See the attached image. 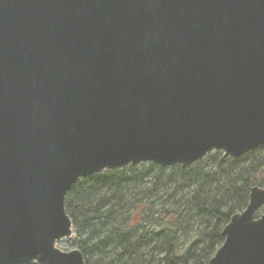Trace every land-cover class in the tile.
<instances>
[{
    "label": "water",
    "instance_id": "95a60500",
    "mask_svg": "<svg viewBox=\"0 0 264 264\" xmlns=\"http://www.w3.org/2000/svg\"><path fill=\"white\" fill-rule=\"evenodd\" d=\"M264 145V0H0V264H85L80 178ZM264 188L207 264H264Z\"/></svg>",
    "mask_w": 264,
    "mask_h": 264
},
{
    "label": "trees",
    "instance_id": "16d2710c",
    "mask_svg": "<svg viewBox=\"0 0 264 264\" xmlns=\"http://www.w3.org/2000/svg\"><path fill=\"white\" fill-rule=\"evenodd\" d=\"M254 185L264 188V145L239 157L214 150L188 168L105 169L68 189L65 210L85 264H207Z\"/></svg>",
    "mask_w": 264,
    "mask_h": 264
},
{
    "label": "rangeland",
    "instance_id": "374dc122",
    "mask_svg": "<svg viewBox=\"0 0 264 264\" xmlns=\"http://www.w3.org/2000/svg\"><path fill=\"white\" fill-rule=\"evenodd\" d=\"M262 208V207H261ZM261 208L259 210H261ZM258 210V211H259ZM75 240V239H74ZM69 238H62L58 243L57 246L60 247L63 250H71L75 247H77L76 241Z\"/></svg>",
    "mask_w": 264,
    "mask_h": 264
}]
</instances>
